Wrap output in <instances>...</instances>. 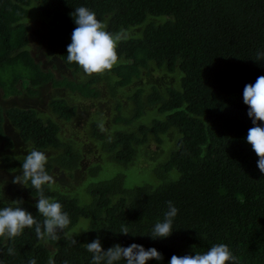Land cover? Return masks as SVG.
Instances as JSON below:
<instances>
[{
	"label": "trees",
	"instance_id": "16d2710c",
	"mask_svg": "<svg viewBox=\"0 0 264 264\" xmlns=\"http://www.w3.org/2000/svg\"><path fill=\"white\" fill-rule=\"evenodd\" d=\"M31 1L0 0L1 96H34L36 88L49 84L83 98H96L94 86L106 79L107 72L104 77L92 75L78 82L56 79L29 55L28 26L23 20ZM36 1L42 15L50 18L44 56L57 57L72 75H84L75 63L67 62V45L76 27L71 14L76 8L84 6L95 12L113 34L141 25L147 17H163L158 24L146 22L140 37L122 39L116 48L120 62L108 71L116 78L109 84L114 94L115 88L139 78L148 63L167 73L178 70V88L168 87L162 95L152 87L144 98L137 89L128 97L133 105L131 115L117 114L112 119L114 124L128 126L139 120L146 108L155 106L163 120L153 118L149 125H137L136 131H116L108 140L97 132L95 123L91 133L110 160L122 166L133 160L136 147L143 145L148 135L158 144L159 136L169 128L179 136L168 158L153 169L157 185L125 188L124 175L117 174L90 183L86 191L91 201L85 206L44 185V195L59 202L68 214V228L58 231L59 240H49L48 247L38 240L34 226L15 238L0 237V264H29L31 260L48 264L50 257L54 264H92V253L85 245L97 237L104 250L132 243L156 248L163 259H151L147 264H168L174 254H203L220 243L229 247L238 264H264V174L246 142L253 125L242 95L245 84L264 75V59L257 60L258 54H264V0ZM48 106L64 121L76 112L62 98L50 100ZM116 110L119 113V107ZM5 121L22 143L57 151L45 165L48 174L57 168L70 176L77 168L79 154L71 143L58 138L59 126L53 120L41 119L33 109L0 106V146L11 149L12 142L3 131ZM1 161L8 172L22 165L21 160L7 156ZM96 171L98 167L89 169L91 176ZM25 189L31 197L39 195L30 182ZM168 201L178 209L173 231L166 238L153 239L150 234L155 223L163 221ZM16 206L42 223L34 205L22 202ZM80 219L88 220L90 229L73 234L77 243L72 244L64 234ZM122 225L128 227V235L119 233ZM9 248L14 254H8Z\"/></svg>",
	"mask_w": 264,
	"mask_h": 264
},
{
	"label": "rangeland",
	"instance_id": "374dc122",
	"mask_svg": "<svg viewBox=\"0 0 264 264\" xmlns=\"http://www.w3.org/2000/svg\"><path fill=\"white\" fill-rule=\"evenodd\" d=\"M37 4L36 0L31 1L28 6V16L23 20L28 26L26 50L29 55L39 64L41 70L51 71L56 79L66 78L77 82L87 80L88 77L82 78V74H70L69 70L63 66L57 57L47 59L44 56L43 52L48 37L47 29L50 25V18L42 15ZM163 21V17H147L143 24L120 30L118 33H123V39L138 38L146 22L158 24ZM105 73L99 76L104 77ZM180 77L178 70L167 73L163 69L156 68L152 63H148L147 69L140 71L139 78L133 79L124 87L115 88L114 94L111 93L109 84L112 85L116 78L112 73L107 72L106 79H101L94 86L98 91L96 98H83L63 88H52L49 84H46L36 88V95L34 96L23 93L18 96L3 98L0 91V106L3 109L9 107L33 109L41 119H51L58 124V138L62 142L71 143L74 150L78 152L80 161L77 168L70 173V176L69 173L63 170L53 168L49 173L53 178V182L51 185H47L53 191L76 198L79 205L85 206L91 201L86 187L92 182L108 180L117 174L124 175L123 186L125 188L145 184L157 185L159 180L155 177L153 169L164 162L170 151L174 149L179 136L174 128H169L166 133L159 136V144L156 143L152 135H148L146 142L136 147L133 160L122 166L112 162L108 154L102 151L101 142L91 133V125L95 123L97 132L103 134L104 138L108 140L116 131H136L137 125H149L153 118L163 120L164 115H159L156 107L153 106L146 108L144 115L128 126H123L120 123L114 124L112 121L117 114L126 118L131 115L133 105L128 97L135 90H142V98L151 92L152 87L156 88L160 94L165 95L166 88L179 87ZM56 98H62L69 105L76 108L75 115L69 121L58 119L51 113L48 102ZM116 107H119V113L116 112ZM3 131L11 140L12 148L4 149L0 146V204H2L0 208L6 206L16 207L17 203L15 201L17 200L35 206L38 197H31L27 194L25 186L12 182L15 176L22 174L21 167L13 172H8L3 168V162L1 161L2 157L7 156L10 159H19L23 162L27 151L35 148L29 143H22L17 132L7 121L3 124ZM40 151H44L48 159L57 154V151L51 149ZM93 167H98V171L91 176L89 169ZM174 175L172 174V176ZM87 226L88 220L80 219L68 233L79 231L82 227ZM45 245L47 246V244Z\"/></svg>",
	"mask_w": 264,
	"mask_h": 264
},
{
	"label": "clouds",
	"instance_id": "9594fccd",
	"mask_svg": "<svg viewBox=\"0 0 264 264\" xmlns=\"http://www.w3.org/2000/svg\"><path fill=\"white\" fill-rule=\"evenodd\" d=\"M76 27L71 33V43L67 45V62L75 63L83 72L82 78L92 75H100L111 69L120 62L116 52L118 43L124 38L123 33H111L107 31L105 21L99 20L95 12L87 7L80 6L71 14ZM264 59V54H258L257 60ZM243 103L248 106L247 115L251 118L253 127L248 129L246 142L251 145L252 150L258 157L257 167L260 173L264 174V75L258 76L255 83L245 84L243 89ZM48 156L44 151L32 149L27 151L21 165V175L13 179V183L34 188L39 193L35 204L37 212L43 217V221L38 222L31 212L20 206H6L0 208V237L5 240L19 236L25 228L34 226L35 233L43 243L49 240L58 241V231L68 228L70 218L62 211V205L44 195L43 186L51 185L53 178L46 172L45 165ZM178 179V174L177 177ZM17 204L22 201H15ZM168 210L164 213L162 222L155 223L150 236L153 239L166 238L173 231V220L178 213V209L171 201L167 202ZM89 227H82L79 231L65 232V239H69L72 244L77 241L73 238V233L81 230L88 231ZM119 233L128 235L130 233L127 226L122 225ZM86 250L92 253V264H116L124 260L126 264H147V261L155 259L162 260V254L154 247L145 249L144 246L132 243L127 247L115 244L104 250L99 237L85 245ZM8 254L12 255L13 249H8ZM29 264H35L31 260ZM48 264H54L50 257ZM168 264H238V258L233 255L226 244H214L208 251L196 253L195 255H172Z\"/></svg>",
	"mask_w": 264,
	"mask_h": 264
}]
</instances>
